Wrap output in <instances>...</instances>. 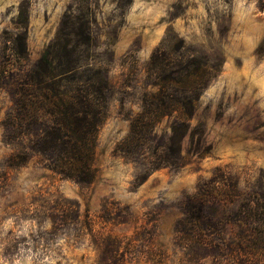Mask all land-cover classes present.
<instances>
[{
	"label": "rangeland",
	"instance_id": "374dc122",
	"mask_svg": "<svg viewBox=\"0 0 264 264\" xmlns=\"http://www.w3.org/2000/svg\"><path fill=\"white\" fill-rule=\"evenodd\" d=\"M164 39L174 57L183 41L186 57L217 73L178 132L186 165L158 169L138 186L145 159L116 146L142 94L154 91L145 72ZM44 58L55 59L56 73L71 64L80 77L87 66L109 83L90 184L53 174L28 139L5 138L15 90L49 71ZM172 124L164 119L157 134ZM17 153L28 155L22 165L11 164ZM207 189L201 238L185 205ZM261 194L264 0H0V264H264L234 217L260 205Z\"/></svg>",
	"mask_w": 264,
	"mask_h": 264
},
{
	"label": "trees",
	"instance_id": "16d2710c",
	"mask_svg": "<svg viewBox=\"0 0 264 264\" xmlns=\"http://www.w3.org/2000/svg\"><path fill=\"white\" fill-rule=\"evenodd\" d=\"M165 42L167 39L152 52L146 67L145 79L154 91L142 94L141 109L129 120L128 135L116 146L120 153L141 154L145 159L144 172L135 177L138 186L158 169L186 165L178 132L188 128L196 103L217 73L208 64L196 65L192 58L186 57L185 54L192 51L183 41L179 43L176 57L168 53ZM44 61L48 72L29 74L28 79L16 88V107L4 120L5 138L28 139V150L42 155L46 168L53 174L74 183L90 184L96 177L97 132L106 117L109 83L99 70L85 66L84 74L78 77L75 72L79 68L71 64L65 71L56 73L55 59L44 58ZM170 118L173 124L169 134L158 135V126ZM27 156L23 153L12 155L11 164L22 165ZM213 193L207 189L191 195L187 198L190 202L185 205L186 214L193 221L191 225L201 238L208 236L207 230L203 229L206 226L202 222L206 216L203 211L205 201ZM229 195V192L221 191L220 197L231 201ZM260 202L256 207L243 205L234 217H239L236 218L238 224L248 227L243 242L250 243L252 252L261 253L263 257L264 194H261ZM228 216V210H224L223 217ZM226 221L224 223L229 224L230 219Z\"/></svg>",
	"mask_w": 264,
	"mask_h": 264
}]
</instances>
